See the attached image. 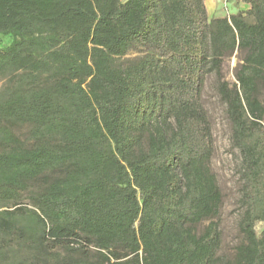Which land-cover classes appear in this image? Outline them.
Returning a JSON list of instances; mask_svg holds the SVG:
<instances>
[{
	"label": "trees",
	"instance_id": "16d2710c",
	"mask_svg": "<svg viewBox=\"0 0 264 264\" xmlns=\"http://www.w3.org/2000/svg\"><path fill=\"white\" fill-rule=\"evenodd\" d=\"M238 1L0 0V264H264V0ZM212 74L240 153L228 255Z\"/></svg>",
	"mask_w": 264,
	"mask_h": 264
},
{
	"label": "rangeland",
	"instance_id": "374dc122",
	"mask_svg": "<svg viewBox=\"0 0 264 264\" xmlns=\"http://www.w3.org/2000/svg\"><path fill=\"white\" fill-rule=\"evenodd\" d=\"M126 1V0H122ZM210 18L229 16L238 11H246L250 5L238 0H206ZM251 20V17H249ZM12 42L9 35H0V47L8 46ZM244 53L237 51L233 56L227 57L223 66L225 79L234 83L235 72L241 62ZM3 81L0 80V89ZM203 102L208 110L212 123L215 152L212 159V167L224 193V204L221 210L222 252L231 254L235 246L241 240L238 221L242 212L240 203V153L232 144V130L226 112V104L222 101L216 86L215 75H209L203 91ZM264 228V222L256 223V230L260 234Z\"/></svg>",
	"mask_w": 264,
	"mask_h": 264
}]
</instances>
